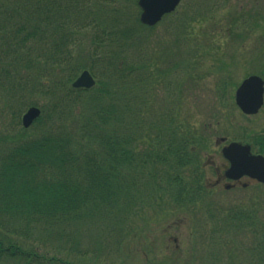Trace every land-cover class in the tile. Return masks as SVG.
<instances>
[{"label": "trees", "instance_id": "16d2710c", "mask_svg": "<svg viewBox=\"0 0 264 264\" xmlns=\"http://www.w3.org/2000/svg\"><path fill=\"white\" fill-rule=\"evenodd\" d=\"M38 1L44 20L51 21L54 30L67 26L70 37L44 31L48 47L43 64L37 57L32 63L24 61L26 67L35 66L34 77L49 72L57 75L47 65L59 64L66 70V83H71L78 70L68 66L72 68L71 63L79 58L70 56L68 45L77 29L86 31L87 27L93 35L90 40L85 35V41L92 43L93 50L83 58L100 62L101 76L110 78L112 84L63 90L59 81L52 89L42 90L54 102L35 123L32 135L0 136V264H97L101 251L93 247H103L105 256L112 253L106 246L121 247L132 215L156 207L188 209L197 203L203 206L204 201L210 228L213 225L212 244H219L218 233L228 238L247 233L249 242L247 247H211L217 249L208 261L201 260L206 251L199 258L190 254V264H235V254L245 264H264V216L255 218L257 213L249 207L215 211L207 197L215 185L206 184L196 169L199 154L191 151L189 132L182 136L170 117L151 120L148 116L150 109L140 101L132 80L153 83L151 53L144 45L138 47L141 32L131 30L122 9L106 15L100 6L87 10L86 0H22L27 7L24 13L31 14ZM137 24L143 29L138 19ZM136 51L146 57L138 58ZM4 71L8 87L3 89L12 92L14 76ZM160 78L166 82L167 75ZM90 90L94 95L86 99L82 93ZM78 106L81 111L76 112ZM261 144L264 147V140Z\"/></svg>", "mask_w": 264, "mask_h": 264}, {"label": "rangeland", "instance_id": "374dc122", "mask_svg": "<svg viewBox=\"0 0 264 264\" xmlns=\"http://www.w3.org/2000/svg\"><path fill=\"white\" fill-rule=\"evenodd\" d=\"M135 1L103 0L96 4V0H86L87 10L90 11L97 10L100 6L101 12L107 15L115 12V9H122L131 30H140L138 47L144 45L148 54L151 53L150 70L155 74V79L153 83L141 79L132 80V84H136L135 92H138L141 96L140 101H144L150 109L148 116L151 120L170 117L176 129L181 128L182 136H187L185 131L189 132L193 145L191 151L193 155L196 152L199 154V160L198 155L195 156L196 169L201 172L203 181L207 184L210 179H214V167H218L221 171L228 166L220 153L224 143L235 137L247 141L256 132H264V99L256 114L245 116L233 104L232 96L233 87L235 89L246 75L255 73L264 80V0H183L172 13L165 15L151 27L143 25V29L137 24L139 9ZM4 5H9L11 9L14 6V8L21 6L23 10L21 35L25 36L27 33L30 35L29 40L25 38L22 46L11 45L2 41L5 31L3 29L1 33L0 30V68L3 63L7 65V72L14 76L16 83L13 92L17 93L15 95L3 89L7 83L4 82L1 72L0 136H13L17 133L29 136L34 133L35 125L29 126L25 131L21 130L20 120L23 112L30 105H34L42 110L41 117L46 116L49 106L54 102V97L44 95L42 90L48 87L52 89L55 84H59V81L63 83V90H66V86H70L71 83H66L68 76L66 70L64 72V66L59 64L53 66L52 63L47 67L54 68L57 75L49 72L36 76L39 80L35 79V82L31 83V80L36 78L33 76L35 66L26 67V64L23 66L24 60L27 59L32 63L37 57L39 64H43V52L48 47V41L44 43V31L46 33L52 31L50 35L54 37L67 38L70 35L67 34V26L61 31L54 30L52 22L44 20V8L39 1L29 15L24 13L27 7L22 3L0 0V10ZM5 8L10 9L7 6ZM244 13L245 21L237 26L232 25L234 20L241 18ZM190 16L196 18L187 20ZM0 20H2L1 11ZM71 25L69 29L75 31ZM85 28L86 31L77 29L72 37L73 41L68 45L70 56L72 55L74 59L79 58L72 62V68L69 65L68 69L78 70L77 74L83 68L89 70L96 78L94 88L100 86L99 82L108 81L112 84L110 78L101 76L100 64H98L100 62L90 63L88 59L83 58L93 50V46L91 50L92 43L85 41V35L87 40H90L93 33L90 28ZM11 36L12 33L6 32L7 39ZM7 47H10V54H7ZM40 49L41 53L38 54ZM103 49L107 48L103 46ZM134 53L138 58L146 57L141 56L138 51ZM122 54L128 59L127 52ZM94 57L99 59L97 54ZM18 58H21V63L15 65L14 62ZM82 66L84 67L81 68ZM157 73L167 75L166 82H162L161 75L158 77ZM228 77L229 81H227ZM82 94L88 99L94 95V92L90 90ZM78 110L81 111L79 106L76 112ZM218 137H223L224 143H220L221 140L216 143ZM141 144L145 147L142 140ZM208 157L215 162L214 166L210 167L206 164ZM242 181L246 179L243 178ZM249 183L250 186L247 187L236 186L225 190L221 182L218 186L209 189L210 195L207 197L213 202H211L213 209L214 206L215 211L233 206L237 209L249 207L257 213L255 218L263 217L264 185L255 184L254 181ZM206 205H208L207 201H204L203 206L197 203L188 209L156 207L151 211L132 215L127 240L126 242L123 240L121 247L106 246L112 252L108 256H105L103 247H93L101 251L100 256L98 258L96 256L97 264L99 262L101 264H190V254L199 258L205 251L207 253L201 260L208 261L211 247L248 245L247 233H238L232 238L222 237L218 233L216 239L219 244L216 246L215 243L212 244L210 237L213 234L211 230L213 225L210 228L209 209ZM173 238L176 239L175 242ZM89 243L93 245L91 241ZM216 249L212 253H215ZM233 260L235 264L246 263L236 254Z\"/></svg>", "mask_w": 264, "mask_h": 264}, {"label": "water", "instance_id": "95a60500", "mask_svg": "<svg viewBox=\"0 0 264 264\" xmlns=\"http://www.w3.org/2000/svg\"><path fill=\"white\" fill-rule=\"evenodd\" d=\"M180 0H137L141 9L139 19L142 23L153 25L163 14L172 11ZM262 79L257 75L244 78L234 94L235 102L245 113H255L262 103ZM93 80L87 71H83L73 82L74 86L90 87ZM39 113L30 107L22 116L23 125L27 126ZM248 146L232 142L222 149L223 155L230 161L225 172L228 178H237L242 174L264 182V157L248 154ZM226 188L229 185L225 186Z\"/></svg>", "mask_w": 264, "mask_h": 264}, {"label": "flooded vegetation", "instance_id": "af4514ba", "mask_svg": "<svg viewBox=\"0 0 264 264\" xmlns=\"http://www.w3.org/2000/svg\"><path fill=\"white\" fill-rule=\"evenodd\" d=\"M218 177H220V180H221V176L219 175Z\"/></svg>", "mask_w": 264, "mask_h": 264}]
</instances>
